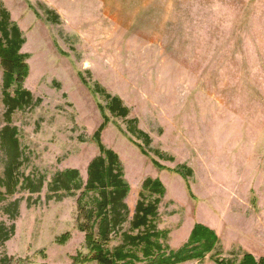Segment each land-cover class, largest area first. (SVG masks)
<instances>
[{"label":"rangeland","instance_id":"1","mask_svg":"<svg viewBox=\"0 0 264 264\" xmlns=\"http://www.w3.org/2000/svg\"><path fill=\"white\" fill-rule=\"evenodd\" d=\"M0 4L25 38L23 87L41 99L10 117L26 157L21 172L45 177L41 192L19 190L0 201L5 234L15 227L4 244L0 238V264H73L78 251L87 253L75 224L82 188L55 200L47 198V186L67 168L86 182L88 162L99 154L91 138L103 122L106 93L129 109L123 118L105 108L109 120L100 138L122 163L129 220L141 192L148 200L158 197L141 184L158 179L164 195L155 221L168 231L171 249L187 240L195 223L218 237L202 260L180 264H216L215 255L235 264L243 253L264 255V0ZM1 69L0 129L6 124ZM129 127L147 133L149 144ZM180 166L192 175L174 172ZM15 200L13 219L7 209ZM129 227L127 221L122 229ZM120 242L114 237L109 247ZM4 256L11 260L3 262Z\"/></svg>","mask_w":264,"mask_h":264},{"label":"trees","instance_id":"2","mask_svg":"<svg viewBox=\"0 0 264 264\" xmlns=\"http://www.w3.org/2000/svg\"><path fill=\"white\" fill-rule=\"evenodd\" d=\"M22 31L16 23L11 21L10 14L0 4V64L3 70L2 95L6 106V124L0 129V151L2 155V174L0 176V201L13 196L19 190H26L30 194H37L43 188L45 177L42 174L25 175L21 172L26 157L18 138V130L10 124L11 115L18 109L38 104L40 98L33 95L23 87V80L29 73L26 62L27 54L22 53V44L25 42ZM99 91H102L98 85ZM13 88L12 92L10 90ZM104 91V90H103ZM106 106H101L103 122L95 130L91 139L97 145L99 154L87 166V179L82 178L77 169L67 168L56 172L48 183V199L60 200L65 196H72L77 190L82 192L77 199L76 226L84 232V248L87 253L77 252L72 257L73 264H180L189 260H202L207 253L214 251L218 237L212 229L201 223H195L189 231L185 242L177 249H171L166 244L168 231L159 230L156 226L158 205L164 195V187L158 179L147 178L143 182L142 190L149 195L158 196L146 199L140 193L132 218L129 220V207L125 201L129 186L124 177V169L119 161L118 154L106 147L101 138L109 117L104 113L106 108L109 114L126 118L129 109L117 96L109 93ZM134 123L135 120H129ZM129 132H137L147 144L150 142L148 134L136 127H129ZM141 152L147 151L137 144ZM162 156V155H161ZM154 166L161 167L156 160H151ZM182 178L192 175L190 168L180 166L175 169ZM18 200L12 201L7 209L11 218L18 213ZM129 222V230H123V225ZM14 224L9 226L5 234V227L0 225V238L4 244L14 233ZM123 230V231H122ZM69 232L58 236L59 244L69 239ZM121 237L120 244L109 247L114 237ZM206 254V255H205ZM11 257L4 256L3 262ZM216 264H232L230 261L214 256ZM235 264H264V256L256 259L250 253H243L239 262Z\"/></svg>","mask_w":264,"mask_h":264},{"label":"crops","instance_id":"3","mask_svg":"<svg viewBox=\"0 0 264 264\" xmlns=\"http://www.w3.org/2000/svg\"><path fill=\"white\" fill-rule=\"evenodd\" d=\"M261 256H264V255H261Z\"/></svg>","mask_w":264,"mask_h":264}]
</instances>
